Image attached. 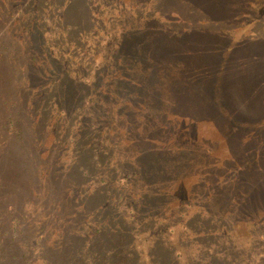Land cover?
<instances>
[{
    "label": "rangeland",
    "instance_id": "374dc122",
    "mask_svg": "<svg viewBox=\"0 0 264 264\" xmlns=\"http://www.w3.org/2000/svg\"><path fill=\"white\" fill-rule=\"evenodd\" d=\"M52 1L63 7L50 4L48 15L58 20L64 12L83 28L36 30L26 14L30 5L0 0V222L10 224L14 209L25 211L28 230L38 206L49 208L54 244L63 241L56 234L66 223L77 232L110 218L90 198L94 178L74 165L76 159L88 165L89 136L80 137L75 125L51 129L46 109L41 113L50 84L57 95L84 88V107L97 114L85 118L117 143L119 162L150 173L151 182L161 177V184L144 187L143 177L136 184L133 176L126 194L156 198L159 210L149 225L160 233L153 252L165 255L164 264H264V0H209L212 14L195 22L186 17L184 0ZM193 10L203 16L204 9ZM88 19L95 23L90 30ZM108 39L122 48L116 43L119 53L106 58ZM156 43L167 57L153 58ZM200 77L210 79L214 100L199 88ZM188 111L194 125H181L191 119ZM29 232L20 245L23 264H46L47 249L55 248L41 245L43 229ZM78 236L70 241L82 242ZM96 238L104 250L116 248L108 234ZM133 239L139 245L143 237ZM110 262L130 264L119 255Z\"/></svg>",
    "mask_w": 264,
    "mask_h": 264
},
{
    "label": "trees",
    "instance_id": "16d2710c",
    "mask_svg": "<svg viewBox=\"0 0 264 264\" xmlns=\"http://www.w3.org/2000/svg\"><path fill=\"white\" fill-rule=\"evenodd\" d=\"M16 1H19L20 3H24L26 5H30L31 8L26 12V14H29L30 19L36 20V23L34 25V28L36 30L50 25L55 29L66 26L68 28L79 29L82 27V25H84V23H81L76 19H70L66 17V14L64 12L60 13V15L58 16V20H55L53 19V16L48 15V13L51 12L49 8L47 10V7H49L50 4H53L54 6L61 9V7H63L61 3H55V5L52 0ZM208 1L209 0H201L200 2L198 0H184V12L187 15L186 17H188L190 21L195 22L196 20H201V18H204V15H208L209 13L211 15L212 13L209 11L210 7L208 6L206 8V3H208ZM180 2L181 0H178V4H180ZM32 8L33 10H31ZM196 8L204 9L203 16L200 15L198 17V14L193 10ZM88 20L89 21L85 22V29L90 30L91 27H94L95 23L94 20ZM151 31L152 33H155L154 29H151ZM160 35H164V33H160ZM116 43L121 46L119 47V49L122 48V44L116 40L108 39L106 41L104 50V56L106 58H108L112 53L114 55L119 53V50L114 49ZM112 49H114L113 52L111 51ZM201 51H204V53L207 52L206 49H203ZM151 52L153 58L156 56H162L165 58L169 54L165 49H161L160 43H158ZM126 55L127 54L125 53V56ZM104 56L102 55V61L101 64L99 63V66L104 65ZM129 56L130 55L126 57ZM129 65L130 63L125 61V63L123 64L124 73H129L131 71V69H129ZM185 65L186 63L183 64V66ZM46 67L48 69L44 71L45 74H47L50 68V64H47ZM77 74H79V72H77ZM61 75L62 77H65L66 72L63 71ZM122 78L124 81L123 76ZM83 79L87 80L86 77H83ZM132 83V81H128L127 83H125V85L127 86V88H130L132 87ZM89 84L92 85L90 81ZM210 84L211 83L209 78L200 77V81H198L199 88L204 90L203 94L205 95L207 100L209 99L211 101L214 100V95L212 93L213 87L212 89L211 87H209ZM54 87H56V85L50 84V94H48L47 96H43L45 104L44 109L41 111V113L46 109L45 113L49 120L47 122L51 129H53L54 125H60L63 132H67L71 126L75 125L78 126V135L80 137L89 136V140L92 143L89 145L88 152L85 154L88 165H86L79 159H76L74 165H76V169L81 175L94 178L96 189L94 190L92 195L90 194V198L95 203L99 202L101 204V213L108 215L110 218L104 220L103 215V219L95 221V223L93 224L91 223L92 221L86 222V227L80 228L77 232H74L71 223H69L68 225L66 223L63 230H57L59 231V233H57L56 236H58L57 240L63 238V241L69 242L56 241L53 244V240L50 241L49 238V234L51 235L53 233L51 227H49V225H51V220L49 219V208H47V210H44V208L39 205L38 219L34 218V221L32 220L34 224L30 229L35 226H37L38 229H43L44 232L40 237L41 245L44 249H46V243L49 241L48 247L51 249V251H53V248H55L52 253H50V250L47 249L48 256L45 257L46 264H120L118 262H110V260H114V257L118 255L122 263L127 262L130 264H164V262H167L165 260V255L158 254L156 256V254H154L153 252V248L156 246L153 244V242H155L157 246L159 243H162L161 239H159L160 233L151 231V225H149L153 221V218L157 216V212L155 211L159 210V205L155 201L156 198L150 199L145 194H137L134 190H131L130 192H128V194H126V192L128 191V184L126 180L132 178L133 176L135 178L129 181L138 184L143 177L144 181L141 180V184L144 187L152 183L153 185L161 184V177L158 176V179L155 178L157 181L151 182L149 181L150 179H147L148 177H146L147 174L151 176L150 173L142 172L143 174H141L138 170H127V167L119 162L117 143H114L113 141L107 142V137L105 134L106 132L102 131L99 125H97L92 118H85L87 117V115L96 117L97 114L95 111L88 108V106L84 107V105H88L85 101L86 91L84 88H79L73 93V96H70L68 90L64 91L63 93L60 92V95L54 94ZM220 97L221 99H223L222 95ZM197 102L200 103L199 100L195 101V103ZM188 113L190 114L191 119L184 124L181 123V125H194V116L191 112L188 111ZM88 120H90V122L86 123V121ZM83 130L85 131V133L83 132ZM116 175H121V178H118ZM15 179L17 178L15 177ZM116 179L121 180L122 183H119V181L117 182ZM158 189L159 191L155 192L154 197L160 195V187ZM24 190L26 192V195L31 192L28 191L27 188H24ZM59 191L64 195L65 192L63 190ZM44 192L48 196L46 198L47 202H49L51 207H55V205L51 203L50 200H48L52 193L47 190H45ZM110 202L112 211L109 208ZM99 203L96 206H98ZM56 207H58L56 211L60 213L62 211L63 204L56 205ZM140 207L141 209H147L141 211ZM119 208H121V211H119ZM81 211H84V209ZM22 214L16 212V210L14 209L12 212L10 211L11 219H8L7 221L10 222V224L7 225L6 223V225H4V222H0V264H23V262L25 261L26 252H21L20 245L24 239L25 241H27V233L31 235L29 232L30 229L27 230V228L31 226V224L27 219L30 214L26 213L25 211L22 212ZM138 227L146 229L147 231H142ZM105 234L113 237L112 241L116 243V245H114L116 246V248L104 250L105 247H100L99 242L101 241V239L96 237ZM77 235H79L78 237H84V240L78 244L75 243L74 240L70 241ZM135 237H143L141 244L138 245L135 243L133 239ZM174 259H176V257H173V252H170L169 260L174 261ZM105 260L109 261V263H107Z\"/></svg>",
    "mask_w": 264,
    "mask_h": 264
}]
</instances>
